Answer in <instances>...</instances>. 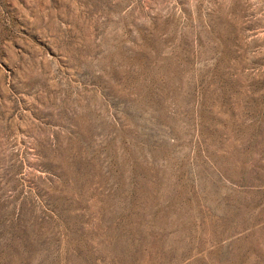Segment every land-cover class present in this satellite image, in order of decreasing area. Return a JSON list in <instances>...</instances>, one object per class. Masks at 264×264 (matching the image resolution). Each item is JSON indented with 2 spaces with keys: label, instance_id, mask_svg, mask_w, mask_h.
<instances>
[{
  "label": "rangeland",
  "instance_id": "374dc122",
  "mask_svg": "<svg viewBox=\"0 0 264 264\" xmlns=\"http://www.w3.org/2000/svg\"><path fill=\"white\" fill-rule=\"evenodd\" d=\"M0 264H264V0H0Z\"/></svg>",
  "mask_w": 264,
  "mask_h": 264
}]
</instances>
